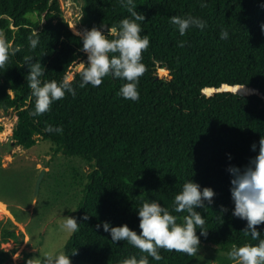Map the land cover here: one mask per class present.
Here are the masks:
<instances>
[{
    "label": "trees",
    "instance_id": "trees-1",
    "mask_svg": "<svg viewBox=\"0 0 264 264\" xmlns=\"http://www.w3.org/2000/svg\"><path fill=\"white\" fill-rule=\"evenodd\" d=\"M81 1L83 29L104 25L107 34L130 15L120 0ZM133 2L145 17L138 22L140 34L150 41L142 52L146 70L137 86L139 99H123L119 89L125 81L111 75L98 87L80 88L79 72L69 81L74 96L66 93L33 116L35 97L27 84L25 57L45 67L42 83L62 82L86 59L81 37L60 19L58 0H0V39L12 44L0 66V110L16 113L15 146L27 150L39 139L49 141L55 154L92 167L73 214L78 229L64 254L72 264H118L139 256L138 249L126 241L113 243L96 226L107 221L139 232L136 211L152 200L183 223L187 213L172 211L173 201L190 179L215 193L212 205L197 209L206 232L200 235L197 229L199 249L205 244L228 254L233 245L257 244L242 232L247 222L231 215L226 168L229 154L231 164L247 165L257 154L251 145L264 136V0H206L203 8L201 0ZM186 15L206 21V27L189 28L181 36L170 17ZM222 29L229 34L226 40L220 39ZM33 32L40 41L35 49L29 42ZM161 69L170 72V81L159 78ZM221 205L229 210L222 216ZM258 230L264 233V225ZM0 236V264H9L1 245L17 243L19 237L11 229H1ZM159 253L162 259L149 257L150 264H191L197 252L161 248Z\"/></svg>",
    "mask_w": 264,
    "mask_h": 264
},
{
    "label": "clouds",
    "instance_id": "clouds-1",
    "mask_svg": "<svg viewBox=\"0 0 264 264\" xmlns=\"http://www.w3.org/2000/svg\"><path fill=\"white\" fill-rule=\"evenodd\" d=\"M127 7L129 17L119 21L117 26L107 29L104 25L93 26L84 29L81 36V51L86 55V61L80 62L81 78L79 87L84 88L91 84L98 87L105 76L111 75L114 79L125 81L119 89V95L126 100L137 101L139 92L137 86L139 78L145 72L142 63V52L149 47V37L141 36V26L138 22L145 20L144 15L137 12L133 0H120ZM207 7L206 0H201V5ZM170 22L175 26L181 36L185 35L189 28L203 30L206 21L192 15L172 16ZM264 30V25L261 26ZM77 34V33H76ZM113 34L115 38L108 39ZM227 30H221L220 39H228ZM30 47L35 49L39 44V33L33 32L29 37ZM12 44L0 39V66L8 60L9 50ZM19 50V46L15 51ZM14 54V52H13ZM27 66L26 80L31 94L35 97L33 116L43 114L50 105L65 97L66 93L75 95V89L65 78L62 82L55 80L43 82L41 77L45 74V67L41 62H33L31 57H25ZM51 131V127L46 129ZM61 132L62 129H55ZM258 149V150H257ZM251 150L257 153L247 165L238 167L231 164L232 157L229 154V165L226 168L230 175V194L233 203L231 215L247 222L242 232L250 236L257 244L233 245L228 252L233 264H264V233L258 230V226L264 225V136H261L258 145H251ZM214 191L211 188H201V185L188 180L181 190L175 195L172 211L176 213L186 212L183 223H177V217L170 210L162 206L158 201H145L136 211L139 220V232L132 230L127 224L113 227L104 221L96 226L108 234L113 243L126 241L133 248L139 250V256L133 254L118 261V264H150L149 257L155 261L162 259L159 249L176 250L187 254H195L200 245L197 229L200 235H205L203 230L205 218L197 209L206 208L213 204ZM229 210L221 205L220 215ZM87 219V217H83ZM63 226L69 231L78 229L77 219L64 217ZM75 254V253H73ZM27 264H72L70 256L64 253L45 255L43 259L36 258L27 261Z\"/></svg>",
    "mask_w": 264,
    "mask_h": 264
},
{
    "label": "rangeland",
    "instance_id": "rangeland-1",
    "mask_svg": "<svg viewBox=\"0 0 264 264\" xmlns=\"http://www.w3.org/2000/svg\"><path fill=\"white\" fill-rule=\"evenodd\" d=\"M58 3L60 19L80 36L84 30L80 23L82 1L58 0ZM79 72L80 62L71 68L69 81ZM157 74L160 79L171 80L170 72L165 69ZM16 122L15 112L0 110V230H14L19 237L17 243L8 241L1 249L9 255V264H27L30 259L64 253V245L74 231L64 228L63 218L73 217L92 167L78 158L55 154L49 141L39 139L27 150L12 147ZM43 170L36 195V183ZM191 264L233 262L227 253L203 244Z\"/></svg>",
    "mask_w": 264,
    "mask_h": 264
},
{
    "label": "water",
    "instance_id": "water-1",
    "mask_svg": "<svg viewBox=\"0 0 264 264\" xmlns=\"http://www.w3.org/2000/svg\"><path fill=\"white\" fill-rule=\"evenodd\" d=\"M69 78V77H68ZM11 146L14 147L15 146V142L13 141L11 143ZM44 176V170L41 171L40 175H39V178L37 180V183H36V195L38 194V191H39V187H40V184H41V181H42V178Z\"/></svg>",
    "mask_w": 264,
    "mask_h": 264
},
{
    "label": "bare ground",
    "instance_id": "bare-ground-1",
    "mask_svg": "<svg viewBox=\"0 0 264 264\" xmlns=\"http://www.w3.org/2000/svg\"><path fill=\"white\" fill-rule=\"evenodd\" d=\"M72 28V27H71Z\"/></svg>",
    "mask_w": 264,
    "mask_h": 264
}]
</instances>
